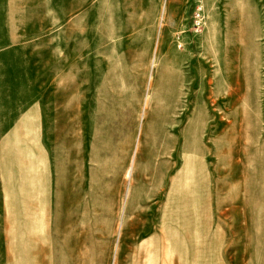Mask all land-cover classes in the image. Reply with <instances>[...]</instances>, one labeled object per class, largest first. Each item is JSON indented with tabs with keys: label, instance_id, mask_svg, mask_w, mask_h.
Masks as SVG:
<instances>
[{
	"label": "rangeland",
	"instance_id": "obj_1",
	"mask_svg": "<svg viewBox=\"0 0 264 264\" xmlns=\"http://www.w3.org/2000/svg\"><path fill=\"white\" fill-rule=\"evenodd\" d=\"M203 4L0 0V264H264V0Z\"/></svg>",
	"mask_w": 264,
	"mask_h": 264
},
{
	"label": "built area",
	"instance_id": "obj_2",
	"mask_svg": "<svg viewBox=\"0 0 264 264\" xmlns=\"http://www.w3.org/2000/svg\"><path fill=\"white\" fill-rule=\"evenodd\" d=\"M194 12L192 16V27L195 33H200L204 26L205 13L203 0H194Z\"/></svg>",
	"mask_w": 264,
	"mask_h": 264
},
{
	"label": "bare ground",
	"instance_id": "obj_3",
	"mask_svg": "<svg viewBox=\"0 0 264 264\" xmlns=\"http://www.w3.org/2000/svg\"><path fill=\"white\" fill-rule=\"evenodd\" d=\"M176 155H177L176 158H173L172 156H171V157H166L167 162L165 163V165H164V167H163L164 170H168V169H169V166H170L172 163H176L177 158L179 157V152H176Z\"/></svg>",
	"mask_w": 264,
	"mask_h": 264
}]
</instances>
